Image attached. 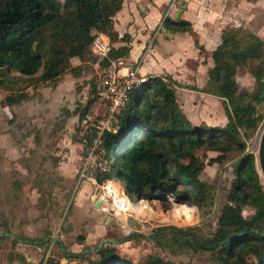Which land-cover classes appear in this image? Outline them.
I'll return each mask as SVG.
<instances>
[{
    "label": "trees",
    "instance_id": "trees-1",
    "mask_svg": "<svg viewBox=\"0 0 264 264\" xmlns=\"http://www.w3.org/2000/svg\"><path fill=\"white\" fill-rule=\"evenodd\" d=\"M123 2L0 0V86L13 84L9 80L13 73L31 81V77L41 71L38 79L42 82H55L67 71L79 77L84 64L69 66L74 57L82 62L89 57L91 65L99 62L100 67L105 68L128 56L130 37L120 38L114 26V17ZM164 27L172 32L192 34L196 47L205 52L191 22L167 19ZM99 33L110 39L109 52L101 60L92 51ZM117 42L126 44L115 47ZM211 55L214 66L208 72L209 88L205 92L222 100L226 125H194L178 102L174 86L178 84L172 79L149 76V80L131 94L117 120V132L104 134L109 170L98 180L120 181L131 200L164 199L171 193L178 201L190 200L209 213L216 199L215 187L203 181L201 174L207 165L223 164L230 153H239L228 201L221 208L216 231L211 236L201 234L199 226H164L155 228L147 238L163 244L173 241L183 249L209 252L220 264H264V184L257 169L256 155L247 151V141L264 121V40L244 27H228L223 31L221 44ZM253 60L261 62L251 70L256 90L240 93L238 70ZM92 91L94 96L80 109V121L100 100L95 83ZM26 99L27 93L21 91L7 95L5 103L11 106ZM202 150L205 152L201 157ZM208 151L218 155L206 162ZM140 204L146 205V202ZM244 206L253 207L255 212L245 217ZM168 233L170 239H167ZM7 235L2 233L0 240ZM11 237L15 243L37 246L47 245L52 240L51 237ZM140 237L146 238L132 233L124 241H137ZM57 242L60 244V240ZM63 254L70 260L86 258V253L70 252L64 246ZM96 254L98 258H88L87 264H177L160 256L135 262L111 244L103 245ZM26 264L34 263L27 261ZM44 264L60 262L48 257Z\"/></svg>",
    "mask_w": 264,
    "mask_h": 264
},
{
    "label": "rangeland",
    "instance_id": "rangeland-1",
    "mask_svg": "<svg viewBox=\"0 0 264 264\" xmlns=\"http://www.w3.org/2000/svg\"><path fill=\"white\" fill-rule=\"evenodd\" d=\"M240 4L234 23L264 40V0H241ZM79 64H84L79 77L67 71L55 82H42L38 79L41 71L31 77V81L13 73L9 79L13 84L0 90V233L8 234L0 240V264L27 262L26 257L17 251L24 242L15 243L11 235L52 238L49 244L39 246L41 250L36 244H28L36 264L48 257H54L60 263L68 262L64 258L63 246L70 252L86 253L85 259L78 262L69 260L67 264H87L88 258H98L97 248L105 238L115 240L107 244L115 246L122 255L135 262L149 256H160L177 264H220L212 259L209 252L183 249L173 241L157 243L147 237L153 234L155 228L164 226H199L201 234L211 236L216 231L221 208L228 201L235 177V163L240 154L230 153L225 163L207 165L201 174L203 181L215 187L216 199L209 213L190 200L171 201L167 196L151 200L137 198L131 201L137 203L144 200L146 205L143 207L147 209L144 213L128 214L136 219L137 226L128 223L123 227L125 220L92 205L88 195L94 185L85 181L77 186L84 146L79 114L81 107L94 96L92 89L97 75L89 57L85 62L79 57L69 61V66ZM260 64V60H253L239 68L237 80L240 93L255 92L256 80L251 70ZM57 85L61 88L59 94L54 93ZM21 91L27 93L28 99L17 104L19 108L15 110L11 107L10 111L6 108L5 97ZM216 100L217 97L210 95L206 110L220 120L215 126L223 127L227 117ZM206 110H202L200 115H209ZM119 118L117 116V120ZM263 130L264 121L247 141V151L253 152L256 157ZM204 152L200 151L199 155L202 157ZM217 155L208 151L204 159L207 162ZM261 178L264 184L263 176ZM133 203L136 207L142 205ZM254 212L251 206L243 207L245 217ZM108 216L112 219L107 222ZM132 233L146 238L124 241ZM170 238L168 233L167 239ZM16 259L19 262L14 263Z\"/></svg>",
    "mask_w": 264,
    "mask_h": 264
},
{
    "label": "crops",
    "instance_id": "crops-1",
    "mask_svg": "<svg viewBox=\"0 0 264 264\" xmlns=\"http://www.w3.org/2000/svg\"><path fill=\"white\" fill-rule=\"evenodd\" d=\"M168 2L169 0H124L122 8L114 17V26L120 38L125 35L130 37L131 50L128 56L115 62L122 73H126L129 67L139 63L142 74L172 79L178 84L174 86L180 107L190 121L194 125L208 123L207 125L215 126L220 120L206 110L207 99L211 95L205 92L209 88L208 72L214 66L211 54L221 44L226 28L241 27L234 23L241 0H187L184 3L180 17L177 18L176 15L175 20L185 19L191 22L205 52L196 47L192 34L172 32L166 28L159 29ZM104 39L110 43L106 35ZM125 44L126 42H117L114 46ZM0 90H4L3 86H0ZM60 92L61 88L57 85L54 93ZM216 101L223 107L220 98ZM17 104L7 105L6 108L12 111L10 109L12 107L15 110L19 108ZM204 109L209 115H200ZM225 121L227 123V119ZM141 206L134 207L139 210L142 209ZM29 247L24 243L17 251L25 256L27 261L36 264V260L29 253ZM38 249L41 250V247L38 246ZM67 260L68 262L62 261L60 264L69 263L70 259ZM15 262H19L18 259Z\"/></svg>",
    "mask_w": 264,
    "mask_h": 264
},
{
    "label": "built area",
    "instance_id": "built-area-1",
    "mask_svg": "<svg viewBox=\"0 0 264 264\" xmlns=\"http://www.w3.org/2000/svg\"><path fill=\"white\" fill-rule=\"evenodd\" d=\"M186 1L169 0L159 29L165 28L164 24L167 19H176V15ZM109 49L110 43L104 39L103 33H99L92 44L93 53L101 60L107 56ZM94 67L97 69L95 85L100 100L95 107L85 114L81 121L84 146L78 170L77 186L85 181L94 185L93 190L88 195L92 205L110 215L123 217L125 220L123 227H126L128 214L136 213L122 207L124 198L132 202L126 194L123 184L118 180L109 178L102 182L98 180L100 175L109 170L104 134L106 131L117 132V116L125 109L133 91L142 87L149 80V76L140 72L139 63L129 67L126 73L121 72L115 61L105 68H101L100 63L96 62ZM167 197L171 201L176 199L171 193L167 194ZM97 202H101V205L97 206Z\"/></svg>",
    "mask_w": 264,
    "mask_h": 264
},
{
    "label": "water",
    "instance_id": "water-1",
    "mask_svg": "<svg viewBox=\"0 0 264 264\" xmlns=\"http://www.w3.org/2000/svg\"><path fill=\"white\" fill-rule=\"evenodd\" d=\"M182 13V10H180L178 12V16L177 18L180 17V14ZM259 143V156H258V159H259V166H260V169L262 171V174L264 176V130L262 132V135L260 137V140L258 141ZM258 159L256 157V164H257V169H258V172H259V175L260 177L262 176V174L260 173V170H259V167H258ZM101 205V202H97V206H100ZM110 219H112V216H108V219H107V222L110 221ZM120 220H124L123 217H119ZM128 220V223H130L131 225H135L137 226L138 225V222L136 221V219L133 217V216H128L127 218ZM0 235H2V233H0ZM229 240H227L226 242H228ZM115 240H112V239H109V238H105L103 239V241L101 242V244L98 246L97 248V251L104 245V244H107V243H114Z\"/></svg>",
    "mask_w": 264,
    "mask_h": 264
},
{
    "label": "bare ground",
    "instance_id": "bare-ground-1",
    "mask_svg": "<svg viewBox=\"0 0 264 264\" xmlns=\"http://www.w3.org/2000/svg\"><path fill=\"white\" fill-rule=\"evenodd\" d=\"M257 149H259V143H258V148ZM256 149V150H257ZM259 156V155H258ZM258 156H257V159H258ZM258 165H259V159H258ZM259 169H260V167H259ZM260 173L262 174V171H260ZM262 176H263V174H262ZM263 178H264V176H263ZM141 201H139V202H137V203H133V204H136V205H139V203H140ZM142 202H145V201H142ZM132 202H129L128 200H127V198H124L123 199V203H122V207H123V209H125V210H127V209H129L131 212H135L136 214L137 213H143L144 212V210L145 209H147L146 207H143L144 205H142L141 207H142V209H139V210H135V208L133 207V205L131 204ZM135 210V211H133V210ZM137 211V212H136Z\"/></svg>",
    "mask_w": 264,
    "mask_h": 264
}]
</instances>
